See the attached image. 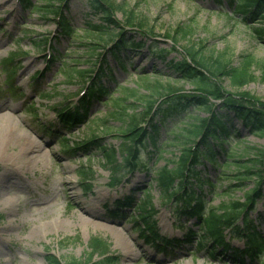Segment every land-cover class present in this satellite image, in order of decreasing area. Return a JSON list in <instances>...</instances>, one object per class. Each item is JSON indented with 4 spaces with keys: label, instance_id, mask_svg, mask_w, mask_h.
Returning <instances> with one entry per match:
<instances>
[{
    "label": "rangeland",
    "instance_id": "obj_1",
    "mask_svg": "<svg viewBox=\"0 0 264 264\" xmlns=\"http://www.w3.org/2000/svg\"><path fill=\"white\" fill-rule=\"evenodd\" d=\"M104 1L116 24L104 33H89L86 30L88 22L91 25H106L103 18L91 15L90 8L82 0H68V9L62 11L64 15H69L76 34L67 39L59 32L53 20L56 17L45 18L40 12L26 8L21 0H0V106L10 107H2L0 115L16 118L14 129L18 134L6 150V157L11 158L13 163L0 162V188L6 197L15 202L10 210H4L0 197V232L15 221L10 235L20 245L18 248L7 240H0V260L4 264H49L48 255H55L85 263L90 238L102 236L109 245L110 255L117 258V264H234L229 263V259L211 257L209 246L201 248L196 242L170 246L167 253L157 252L139 233L138 228H142L145 221L140 220L136 225L131 220V217L139 215L136 213L139 202L143 203L150 195L152 209L149 212L160 236L182 235L173 208L161 198L150 171L167 163L172 164L171 161L180 155L182 144L169 134L173 124L170 129L162 131L158 152L148 153L147 149L141 148L133 162L139 165L136 169L129 168L113 175L104 148H108L109 152L113 148L116 161L125 162L122 149L126 145V139L122 137L125 122L115 117V113H120L122 109L113 105L115 100L128 96L123 89L137 91L135 98L141 100L139 112L144 110L147 97H150L148 87L152 89L160 85L157 88L160 93L154 97L156 99L168 92V87L196 92L192 83L182 81L168 68V62L151 57L148 47L154 44L167 50L174 47L176 51L169 59H179L183 53L193 49L192 53L210 66L217 59L238 67L243 56H253V80L235 86L228 77L217 75L216 84L225 92L249 95L264 103V80L259 66L264 62V34L259 36L257 33L264 29V21H250L249 25H244L228 7L222 10L212 0ZM33 2L40 4L38 0ZM131 15L134 23L129 25L133 28L127 26V18ZM135 27L141 28L148 36ZM123 29L137 39L141 38L138 34L143 36L146 47L132 56L127 73L116 72L121 90L115 93L109 104H96L90 119L81 128L73 132L63 128L54 131L57 108L63 103L71 105L84 89L87 78H82L77 71H88L86 75H89V71L95 69L103 47H109ZM91 43L101 46H94L96 50H92ZM110 62L114 65L111 58ZM157 72L161 76H157ZM144 73L148 74V82L137 78ZM43 92L47 94L38 96ZM125 113L131 112L126 110ZM189 115L191 117L185 116L183 123V120L175 122L180 124L175 134L183 127L188 129V125L196 123V117L204 119L208 116L203 109L191 110ZM47 126L49 130L45 129ZM63 137L68 139L70 149H74L73 154L67 153L68 149L58 143ZM94 137L103 139L101 145L77 149L78 145ZM252 144L264 148V136L251 135L240 147H233L232 150L240 154L242 147ZM82 168L93 171V177L88 180L90 190L85 193L81 177L77 174ZM207 175L218 186V194L205 186L202 189L204 199L209 208H215L218 213L221 212L218 208L220 204L245 201L246 194L254 189L257 181L252 176L242 185L226 189L230 182L220 181L219 173L211 168ZM238 183L236 180L235 184ZM126 195L134 197L136 205L127 211L125 209L124 218L114 220L108 210ZM51 206L55 207V211L45 212ZM262 214L264 191L253 203L249 217L259 219ZM81 216L92 220L96 226L83 223L79 219ZM61 218L65 221L64 227L52 226ZM194 223L187 224L185 230L194 228L199 233V227ZM114 229L128 238L133 253H125L120 246H116ZM258 229L264 236V222ZM230 241L243 247L242 241ZM262 259L264 254L259 261L248 259L246 264H262Z\"/></svg>",
    "mask_w": 264,
    "mask_h": 264
},
{
    "label": "trees",
    "instance_id": "obj_2",
    "mask_svg": "<svg viewBox=\"0 0 264 264\" xmlns=\"http://www.w3.org/2000/svg\"><path fill=\"white\" fill-rule=\"evenodd\" d=\"M21 1L26 8L40 12L45 18L56 17L53 20L56 21L60 34L65 38L72 39L76 34L69 15H64L62 11L68 9V0H38L39 5L33 3L32 0ZM82 1L88 9L90 8L91 15L102 17L106 24L91 25L88 22L87 32L104 33L113 28L116 23L104 0ZM212 1L217 3L222 10L228 7L232 15L244 25H249L250 21H264V0ZM127 23V26L134 27L129 25L134 23L132 15L127 18ZM135 28L142 31L139 27V29ZM257 33L259 36L264 34V29L258 30ZM118 34L109 47H103V53L97 57L95 69L89 71V75H86L88 71H77L82 78H87L85 94L72 106L63 104L57 109V125L60 128L73 132L75 128L90 118L91 111L96 104H109L115 93L121 90L122 85L117 79L116 72L120 70L128 72L132 56L137 55L146 47V40L139 34L141 38L137 39L126 29ZM144 35L148 36L147 33ZM91 45L92 50H96L94 46H101L96 43H91ZM148 48L151 57L168 62V68L178 74L182 81L192 83L196 92L172 90V87H168L166 90L168 92L161 95L160 99H156L154 97L156 93H160L157 89L160 85L152 89L148 87L151 90L150 97H147L144 110L139 112L137 110L141 105V100L135 98L137 91L123 89L128 96L115 100L113 105L122 109L120 113H115V117L125 122L126 129L122 137L126 139V145H123L122 149L126 158L125 162L118 163L115 159L116 151L112 148L109 152L108 148H104L111 173L117 175L129 168H138L139 165L133 162L141 148L147 149L148 153L158 152L162 131L170 129V125L173 124V129L169 130V134L179 140L177 143L182 144L180 155L171 161L172 164L167 163L159 169L152 168L150 171L153 175L152 182L155 181L161 198L173 208L176 224L183 227L194 219L197 221L196 225L200 228V233L189 229L185 235V241H196L201 248L207 245L211 257H222L223 260H225L223 256L229 257L235 264H246V257L251 261L260 260L264 254V236L258 228L259 224L264 222L262 221L264 214L259 219H251L249 212L253 208V203L264 191V148L252 144L242 147L240 154L234 152L232 148L243 144L251 135L264 136V103L249 95L225 92L216 84L217 75L228 77L235 86L249 83L254 79L251 70L254 57L243 56L242 63L238 67L217 59L210 66L208 62L197 57L194 52L192 53L193 49L183 53L179 59H169L172 52L176 51L174 47L167 50L154 44ZM110 58L114 65L110 62ZM259 66L264 80V62H261ZM156 75L161 76L158 72ZM138 77L142 82H148L147 73L138 75ZM195 109L205 110L208 116L204 119L196 117L194 119V121L197 120L196 123L188 125V129L183 127L181 132L175 134L176 128L180 125H176L175 122L183 120L181 122L183 123L184 117L190 118L191 110ZM126 110H130L131 113L126 114ZM45 129L49 130L50 127L47 126ZM101 141H103L102 138L94 137L78 145L77 149L101 145ZM68 142L66 137L59 141L69 153L73 154L74 149H70ZM211 168L219 173L220 181L230 182L226 189L242 185L244 180L252 176L257 179L256 185L250 193L246 194L245 201L220 204L218 208L221 212L218 213L215 208H209L202 190L205 186H208L213 193L218 190L216 183L207 175ZM232 168H234L233 171L229 172L228 170ZM77 173L83 182V191H89L88 180L93 177V171L89 172L82 168ZM236 180L239 181L238 184H235ZM224 193L228 192L224 191ZM135 203L131 196L118 199L115 202V208L109 209L108 212L113 218H124L125 209L134 207ZM151 209V196L148 195L146 201L143 203L140 201L136 207V213L139 215L131 217V220L136 225L140 220L145 221L142 228H138L139 233L148 241L154 242L161 237L153 216L149 212ZM227 236L229 239L243 241L244 246L230 245ZM174 243H181V241L174 240ZM154 246L160 250L163 249L160 244L155 243ZM85 260L83 263L76 259L67 260L48 255L49 264H117L118 262L117 258L110 255L109 245L102 236L90 238ZM262 264H264V259H262Z\"/></svg>",
    "mask_w": 264,
    "mask_h": 264
},
{
    "label": "bare ground",
    "instance_id": "obj_3",
    "mask_svg": "<svg viewBox=\"0 0 264 264\" xmlns=\"http://www.w3.org/2000/svg\"><path fill=\"white\" fill-rule=\"evenodd\" d=\"M4 106L5 105H1L0 109ZM5 107L10 109V107L7 105ZM0 116H1L0 118V162L10 164V163H13V160L11 158L6 157V150L9 146V143L13 141L14 139H16L18 136L17 131L14 129V127H16V124L14 123L16 121V118L14 116H8L7 114L0 115ZM0 178H1V175H0ZM0 197L2 199L1 201L3 204L4 210H10L14 206L15 202L9 197H6V193L1 188H0ZM49 210L55 211V207L51 206L49 209L45 210V212H48ZM79 219L83 221V223L85 224L96 226V223L90 219H87L82 216L79 217ZM14 224H15V221L10 222L4 227V231L0 232V240L2 241L7 240L19 248L20 245L15 243V241L10 235ZM52 226H56L57 228L64 227L65 221L61 218L58 221H54L52 223ZM113 234L116 239V246H120L124 250L125 253L134 252V250L132 249L131 243L129 242L128 238L123 233L119 232V230L117 229H114ZM31 235L33 236V234ZM1 251L2 250H0V252ZM0 264H4V261L0 260Z\"/></svg>",
    "mask_w": 264,
    "mask_h": 264
}]
</instances>
